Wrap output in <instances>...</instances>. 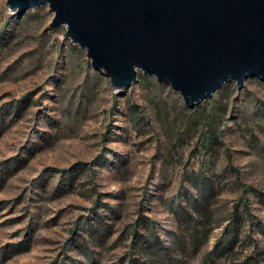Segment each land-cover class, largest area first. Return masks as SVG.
Masks as SVG:
<instances>
[{"label":"rangeland","instance_id":"rangeland-1","mask_svg":"<svg viewBox=\"0 0 264 264\" xmlns=\"http://www.w3.org/2000/svg\"><path fill=\"white\" fill-rule=\"evenodd\" d=\"M54 16L0 0V264H264V78L120 94Z\"/></svg>","mask_w":264,"mask_h":264},{"label":"water","instance_id":"water-1","mask_svg":"<svg viewBox=\"0 0 264 264\" xmlns=\"http://www.w3.org/2000/svg\"><path fill=\"white\" fill-rule=\"evenodd\" d=\"M22 16L48 4L52 26L87 51L116 92L138 71L179 91L189 107L225 83L264 78V0H8ZM239 87V88H240ZM246 87V86H245Z\"/></svg>","mask_w":264,"mask_h":264},{"label":"trees","instance_id":"trees-1","mask_svg":"<svg viewBox=\"0 0 264 264\" xmlns=\"http://www.w3.org/2000/svg\"><path fill=\"white\" fill-rule=\"evenodd\" d=\"M244 206H245V209L248 211V204L245 202L244 203ZM231 219L233 220V224L235 223V222H239L240 221V217L238 216V214H237V210L234 212V213H232V215H231ZM140 222V220H138L137 221V223H139ZM133 234L135 235V238L137 239V237L139 236V234L136 232V230L133 232ZM141 239V238H140ZM140 239L138 240V242L140 241ZM138 244V243H137ZM212 253V252H211Z\"/></svg>","mask_w":264,"mask_h":264}]
</instances>
